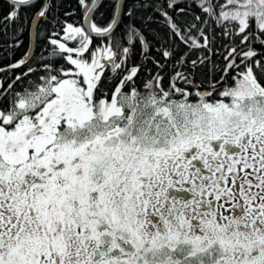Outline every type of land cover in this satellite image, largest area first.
<instances>
[{"label":"snow or ice","instance_id":"snow-or-ice-1","mask_svg":"<svg viewBox=\"0 0 264 264\" xmlns=\"http://www.w3.org/2000/svg\"><path fill=\"white\" fill-rule=\"evenodd\" d=\"M6 3L0 264H264V0Z\"/></svg>","mask_w":264,"mask_h":264},{"label":"trees","instance_id":"trees-1","mask_svg":"<svg viewBox=\"0 0 264 264\" xmlns=\"http://www.w3.org/2000/svg\"><path fill=\"white\" fill-rule=\"evenodd\" d=\"M74 3H75V0H61L62 8H66L68 5H71ZM7 6L8 5L6 2H4L3 0H0V14H3V12L6 11ZM0 43H2V40H0ZM5 55L6 54L4 53L3 49L0 48V62H6ZM19 55H20V51H17L16 56L18 57Z\"/></svg>","mask_w":264,"mask_h":264},{"label":"water","instance_id":"water-1","mask_svg":"<svg viewBox=\"0 0 264 264\" xmlns=\"http://www.w3.org/2000/svg\"><path fill=\"white\" fill-rule=\"evenodd\" d=\"M4 2H6V0H3Z\"/></svg>","mask_w":264,"mask_h":264}]
</instances>
